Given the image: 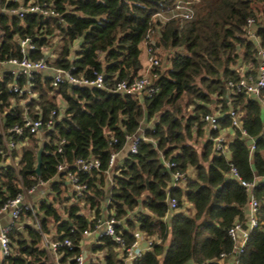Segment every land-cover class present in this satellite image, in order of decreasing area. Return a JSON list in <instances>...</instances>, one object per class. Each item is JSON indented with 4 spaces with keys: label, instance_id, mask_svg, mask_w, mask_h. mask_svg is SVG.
I'll use <instances>...</instances> for the list:
<instances>
[{
    "label": "trees",
    "instance_id": "1",
    "mask_svg": "<svg viewBox=\"0 0 264 264\" xmlns=\"http://www.w3.org/2000/svg\"><path fill=\"white\" fill-rule=\"evenodd\" d=\"M178 1L190 3L192 18L172 16ZM30 2L51 3L60 17L29 13L19 18L1 10L15 4L0 0V62L21 59L24 38L34 46L27 54L31 60L44 57V48L57 39L56 52L50 48L53 56L47 54L49 66L72 67L74 75L88 78L102 74L105 84L132 80L142 72V45L153 27L151 45L167 50L168 67L158 68L159 90L151 96L66 82L53 87L48 71L33 75V96L19 94L10 86L15 81L23 86L25 78L16 79L5 67L0 76V205L17 194L29 195L39 182L48 183L53 198L36 204L37 226L10 225L12 254L1 264H54L49 251L39 246L50 225L54 239L71 242L58 248L59 263L77 264L83 231L95 229L107 217L115 219L122 243L97 235L93 251L103 252L102 261L89 264H126L122 244L130 246L136 232L152 242L131 264H224L220 254L232 250L228 229L244 223L248 201L245 188L230 176L231 165L241 178L256 179L252 194L259 202L257 226L249 232L241 264H264V89L255 98L244 91L230 93L227 85L257 75L258 47L246 35L247 20H253L264 48V0H22L24 5ZM230 110L255 139L251 155L248 138L230 126ZM207 113H219V129L204 121ZM39 117L41 128L36 133L24 130L15 137L17 148L7 151V129ZM228 127L234 136L225 155L215 150L213 138ZM133 134L141 136L136 152H126L106 173L111 150H122ZM92 158L99 159L98 169L76 171L87 187L82 196H68L65 184L51 181L60 162L71 166L74 160ZM164 161L175 166L167 168ZM176 170L184 178L172 186ZM169 197L177 200L174 210L168 208ZM31 215L30 208L20 211L22 217Z\"/></svg>",
    "mask_w": 264,
    "mask_h": 264
},
{
    "label": "built area",
    "instance_id": "2",
    "mask_svg": "<svg viewBox=\"0 0 264 264\" xmlns=\"http://www.w3.org/2000/svg\"><path fill=\"white\" fill-rule=\"evenodd\" d=\"M15 6H10L8 8H1L2 11H5L8 14L18 16L19 18H23L26 14L35 13L40 14L46 17L59 18L60 13L57 9L51 4L47 2L42 3H33L30 2L27 5L22 3V0H9ZM172 16H180L182 18H192L194 15L193 8L191 7L189 2L178 1L176 3L175 9L172 11ZM156 16L162 18V20H166L167 16L162 13H157ZM253 20H247V31L246 35L251 38L257 45V56H258V71L255 79L249 78L246 79L241 77L239 81L233 82L229 81L227 83L229 92H246L252 95L255 98H258L262 90L264 89V48L260 47L259 40L257 35L255 34L253 28ZM154 28L150 27L146 34L145 40L143 43L145 55H146V64L141 72L140 76L135 77L132 80H118L113 84H105L103 75L97 74L95 78H88L82 74L76 76L72 73V67L63 69V68H55L49 66L47 63V54L44 57H40L37 60H31L28 58V52L34 47L31 43L30 38H24L20 41V50L23 54L21 59L11 58L6 61L0 62L1 65L12 69L13 73L16 76V79L21 77L25 78V83L23 86H20L16 81L10 86L13 92L22 94L27 92L29 95H32L30 92V86L33 79V75L37 72L48 71L50 72L51 85L53 87H57L61 82L70 83L73 85H82V86H93L100 89H105L106 91L112 93L119 94H127V95H142V96H151L159 90V86H157L155 80L158 78V68L162 64L161 58L158 56L155 48L151 45V41L154 36ZM33 96V95H32ZM54 114V111L52 112ZM219 113H207L204 115V121H206L211 129H219L218 124ZM230 118V126H234L240 129L241 134L244 137H247L249 140V154L251 155L255 149V139L247 135V133L241 129L240 119L238 114L230 110L229 111ZM43 125V120L41 117L37 119L25 118L24 124L18 125L14 124L7 129L4 133V142L7 151H12L17 148L18 144L15 141V137H19L23 135L24 130H28L31 133H36L41 126ZM46 126H51V120L46 122ZM264 130V126H263ZM7 135V137L5 136ZM141 136L139 134H133L131 136L126 137V143L124 145V149L126 152L134 153L137 150V145ZM116 139H113L115 142ZM62 142V141H61ZM214 148L219 153L225 154L226 143L222 136L217 135L213 138ZM60 150V149H59ZM120 151L111 150L108 158V167L106 169V173L110 174L111 168L115 165ZM9 162L10 159H7ZM164 164L167 168H171L175 166L174 162L164 161ZM100 165L99 159L92 158L88 160L77 159L69 166L66 163L60 162L57 165V177L63 176L67 180L70 186L71 195L74 197L82 196L84 191L86 190V184L81 183L79 181V177L76 171H90L92 169H98ZM74 169V170H72ZM230 176L237 180L241 186H243L248 194V201L246 206L245 213V221L244 223H235L228 229V234L232 241V250L229 253L222 252L220 254L221 260L227 258L230 260V264H241V255L244 252L245 245L248 240L249 232L254 227L257 226V211L259 207L258 200L252 194V189L255 185L256 179L253 181H247L239 175L237 169L234 166H230ZM61 174V176H60ZM184 178V173L176 170L172 174L171 185H177ZM43 184V182H39V184L28 190V194H31L37 189L39 185ZM24 194H17L14 198L7 200L5 203L0 205V214L7 213L11 216L12 219L17 220L20 216V211L22 208H29L28 202L24 200ZM108 201V200H107ZM167 204L169 210H174L177 208V200L174 197H169L167 199ZM115 219L113 217H107L103 220H99L96 228L93 230H84L83 235H110L113 240L116 242L122 243L121 237L116 234L114 229ZM10 228V225L4 226L0 228V251L2 258L5 256H9L12 254V250L9 245V238L7 232ZM142 235L140 233L135 234V240L131 243L130 246H124L122 244L123 250L125 251L126 260L132 261L139 257L143 250L147 248L152 240L144 241L145 247L141 245L140 239ZM71 242L69 239L64 238L62 240L51 239L48 235L44 234L42 240L40 242V247L49 251L52 255L56 264L59 263L58 248L61 246H70ZM77 264H82L83 257L82 255H78L76 257Z\"/></svg>",
    "mask_w": 264,
    "mask_h": 264
},
{
    "label": "crops",
    "instance_id": "3",
    "mask_svg": "<svg viewBox=\"0 0 264 264\" xmlns=\"http://www.w3.org/2000/svg\"><path fill=\"white\" fill-rule=\"evenodd\" d=\"M142 48H143V52H142L141 58H142V61H143V69H144L145 64H146V55H145V51H144L143 45H142ZM0 67L1 68H5V66H3L1 64H0ZM143 69H142V71H143ZM40 134L41 133H38V135H40ZM220 136L223 137L225 143H228V142H230L232 140V138L234 136L233 130L231 128H229V127L228 128H225V129H222L221 128L220 129ZM120 152H121V150H120ZM123 156H124V154L121 153V155H120V153H119V156H118L117 161L120 158H122ZM54 180L60 181L63 184H65L66 187H67V194H68V196L71 194L69 183L67 182V180L65 178H63V176H61V177H55L51 181H54ZM39 186L40 187L42 186L41 187V190H39L38 193H37V194H41V197L39 198V200H41L43 198L48 199V200H51L53 198V193L50 191L49 186H48V183H43V185L41 184ZM30 195H33V194H30ZM43 195H45V196H43ZM70 196H72V195H70ZM33 197L35 198V195H33L32 198ZM72 200H73V198H72ZM72 200H69L68 203L72 202ZM38 201L35 202V203L37 204ZM35 203H34L33 206H36ZM33 210H34V213H36V210L35 209H33ZM20 217H19V219L14 220L7 213L0 214V224H4L5 223L4 226H7V225L9 226V225H12L14 223L19 228H22L24 225H32V226H35L32 223V221L30 220V217H22V216H20ZM89 218H92V215H89ZM164 220H168L169 221L168 216L165 217ZM50 226H51V232L49 234H46V235H48L49 238L54 239L53 238V236H54V225H50ZM0 228H2V227H0ZM96 239H97V235H95V234H90V235H84L83 236V239L81 241V255L83 257L82 264H89L90 261H94V262L102 261L103 252H98V251L97 252H94L93 251V246H94V244L96 242ZM144 241H146V240L142 236L141 239H140L141 245H142V243ZM157 242H159V241H157ZM39 246H40V244H39ZM50 258L53 261V263L56 264L51 254H50ZM1 260L2 259L0 258V264H1ZM128 261L129 260H126V264H127ZM221 261H224V264H230V260L229 259H227V260H221ZM58 264H61V263H58Z\"/></svg>",
    "mask_w": 264,
    "mask_h": 264
},
{
    "label": "rangeland",
    "instance_id": "4",
    "mask_svg": "<svg viewBox=\"0 0 264 264\" xmlns=\"http://www.w3.org/2000/svg\"><path fill=\"white\" fill-rule=\"evenodd\" d=\"M50 48H51V50L53 51V52H56V50H57V48H58V42H57V39H56V42L52 45L51 44V46H50ZM49 47H45L44 48V50H45V52L47 53V54H49V57L51 58V56H53L52 54H50V51L51 50H49L50 49ZM155 50H156V52H157V54H158V56L161 58V60H162V66L159 68V70H162V71H164L167 67H168V61L166 60L167 59V50H164L162 47H156L155 48ZM4 70H5V68H1L0 67V76H1V74L4 72ZM56 101H58V103H59V105L61 106L62 104H63V102L61 101V99L57 96L56 97ZM40 136H42V134H40V135H37L36 137L37 138H39ZM126 149H122L121 150V152H120V155H121V153L122 154H126V151H125ZM15 162V161H14ZM16 163V162H15ZM43 185V184H42ZM42 187V186H41ZM41 187L39 186L37 189H35V191L33 192V193H31V194H33V195H35V198L33 197L32 198V196L33 195H25L24 196V200H25V202H28V205H29V208L32 210V215H31V217H30V220L32 221V223L35 225V226H37L38 225V220H39V216L38 215H36V213H34V210L33 209H35L36 210V207L35 206H33L34 205V203L35 202H37L38 200H39V198L41 197V194H37L38 193V191L39 190H41ZM45 188V187H44ZM47 190V189H46ZM43 196H45V195H43ZM35 200V201H34ZM36 204V203H35ZM185 208H189V204L188 203H186L185 204ZM85 211V210H84ZM21 218V217H20ZM168 241L166 240V242H165V245H166V243H167Z\"/></svg>",
    "mask_w": 264,
    "mask_h": 264
},
{
    "label": "water",
    "instance_id": "5",
    "mask_svg": "<svg viewBox=\"0 0 264 264\" xmlns=\"http://www.w3.org/2000/svg\"><path fill=\"white\" fill-rule=\"evenodd\" d=\"M143 127H144V124H141L140 129H142ZM43 150H44V142L42 141L40 143L37 151H36V165H35V168H34V171H35L36 174H39V172H40V166L42 164V153H43ZM4 224H0V227H3ZM142 245L145 247V242H143ZM0 258L2 259L1 251H0ZM127 264H131V261H128Z\"/></svg>",
    "mask_w": 264,
    "mask_h": 264
}]
</instances>
